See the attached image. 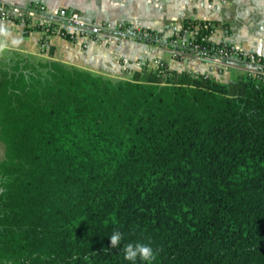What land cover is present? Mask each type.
<instances>
[{"label": "trees", "instance_id": "trees-1", "mask_svg": "<svg viewBox=\"0 0 264 264\" xmlns=\"http://www.w3.org/2000/svg\"><path fill=\"white\" fill-rule=\"evenodd\" d=\"M0 143V264H264V78L15 59Z\"/></svg>", "mask_w": 264, "mask_h": 264}, {"label": "crops", "instance_id": "crops-1", "mask_svg": "<svg viewBox=\"0 0 264 264\" xmlns=\"http://www.w3.org/2000/svg\"><path fill=\"white\" fill-rule=\"evenodd\" d=\"M29 1L44 3L49 8L75 10L88 19L123 20L136 25L156 29L166 21H180L189 18L219 20L229 29L228 39L243 49L260 54L264 58V2L257 22L241 20L237 9L226 0V4L212 8L207 0H0V2L23 5ZM239 2V0H236ZM242 15V14H241ZM6 35H1L0 66L15 59L30 61L57 60L66 66L76 67L112 79H128L134 72L149 71L148 61L162 58L170 70L184 71L183 65L166 51L147 47L132 40L112 41L105 44L89 42L87 47L81 41H69L58 35L50 38L47 51L40 50V32L20 23L7 22ZM201 69H204L203 67ZM235 73L232 75L231 72ZM240 71L229 72L216 77L229 81ZM4 157V145L0 143V159Z\"/></svg>", "mask_w": 264, "mask_h": 264}, {"label": "built area", "instance_id": "built-area-1", "mask_svg": "<svg viewBox=\"0 0 264 264\" xmlns=\"http://www.w3.org/2000/svg\"><path fill=\"white\" fill-rule=\"evenodd\" d=\"M208 3L216 8L226 4V0H208ZM7 22L36 28L41 35L39 46L43 52L48 50L50 38L54 35L69 41H81L84 47L89 42L105 44L125 39L168 52L194 76L218 77L230 70H238L249 78H264V58L231 42L228 26L219 20L166 21L161 27L152 29L130 21L88 19L75 10L49 8L37 1L23 5L0 2V26L5 30ZM148 64L160 77L169 70L160 57L150 59Z\"/></svg>", "mask_w": 264, "mask_h": 264}, {"label": "clouds", "instance_id": "clouds-1", "mask_svg": "<svg viewBox=\"0 0 264 264\" xmlns=\"http://www.w3.org/2000/svg\"><path fill=\"white\" fill-rule=\"evenodd\" d=\"M6 30L0 26V35H6ZM3 45H0V49H2ZM123 238V234L114 231L110 235V244L112 247H117L120 244V241ZM139 257L141 260L145 262H150L155 260L156 253L153 251V249L149 245H142V244H127L124 247V258L128 261H135Z\"/></svg>", "mask_w": 264, "mask_h": 264}, {"label": "rangeland", "instance_id": "rangeland-1", "mask_svg": "<svg viewBox=\"0 0 264 264\" xmlns=\"http://www.w3.org/2000/svg\"><path fill=\"white\" fill-rule=\"evenodd\" d=\"M231 4L234 5L233 9H237L238 3L242 5L239 8V17H235L234 19L241 23V20H247L249 22L254 21L257 22L261 17L260 10L262 9V4L264 0H228ZM208 2V0H207ZM242 14V15H241ZM207 19V18H206ZM264 21V17L261 18ZM235 72L232 71L231 74L233 75Z\"/></svg>", "mask_w": 264, "mask_h": 264}]
</instances>
